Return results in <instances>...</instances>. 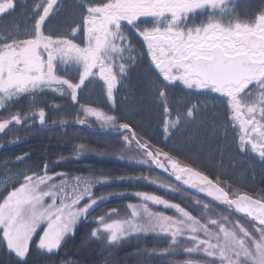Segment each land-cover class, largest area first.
Returning <instances> with one entry per match:
<instances>
[{
    "label": "snow or ice",
    "instance_id": "obj_1",
    "mask_svg": "<svg viewBox=\"0 0 264 264\" xmlns=\"http://www.w3.org/2000/svg\"><path fill=\"white\" fill-rule=\"evenodd\" d=\"M240 8V0H33L32 5L0 0V21L13 17L0 24V134L32 127L29 121L36 120L43 128L48 116L37 101L47 95L69 99L77 124L97 123L122 137L119 160L149 173L159 170L166 178L140 175L120 182H145L171 193L187 189L208 198L193 197L190 207L198 213L193 215L180 203L137 191L130 195L139 202L126 206L125 218L113 219L120 213L112 209L89 220L110 199L96 198L93 191L107 181L57 172L59 164L47 159L11 172L10 166L24 164L31 154L14 161L5 157L0 160V247L16 257L15 264H29L33 253L57 256L86 223L97 225L91 237L109 245L133 234L163 239L168 243L159 255H184L181 264H264V189L240 193L194 167L196 161L182 154L175 135L195 124L207 104L173 109L166 91L180 84L211 99L222 109L213 117V134L220 131L233 151L264 165V0L251 12L242 14ZM54 18L62 26H55ZM141 63L155 77L149 83L162 109L155 136H142L144 129L115 103L130 71ZM95 83L112 114L81 102ZM23 101L28 107L17 108ZM221 206L227 215L216 212Z\"/></svg>",
    "mask_w": 264,
    "mask_h": 264
},
{
    "label": "trees",
    "instance_id": "obj_2",
    "mask_svg": "<svg viewBox=\"0 0 264 264\" xmlns=\"http://www.w3.org/2000/svg\"><path fill=\"white\" fill-rule=\"evenodd\" d=\"M66 2L71 3L74 0H66ZM258 2L259 0L256 1V5ZM27 3L32 5L33 0H27ZM252 4L254 2L243 4L239 11L242 14L253 11L256 6ZM20 11L18 9L14 14L17 22L21 20ZM12 20L13 17H5L3 21H0V24ZM53 24L62 26L63 21L54 18ZM21 30H23V25H21ZM134 46L138 47V45ZM146 72V65L143 63L134 67L129 73L125 86L116 94L115 103L120 112L127 113L133 123L144 129V132L141 133L142 136L145 134L155 136L162 109L158 106V102L154 98V89L150 87L149 83L154 81L155 77L148 76ZM166 91L173 109L186 110V107L192 103L207 104V110L197 117L195 124H190L189 127L183 129L182 133L175 135V142L181 146L182 154L196 161L193 166L208 172L210 176L219 179L240 193L255 195L264 189V165L259 162L258 158L255 156L249 158L233 151L229 146V141L223 139L220 131L213 134V117L219 115L222 109L216 107L211 99L199 96L181 85L170 84ZM80 99L83 103H88L103 112L112 114L109 103L100 93L98 83L89 85L81 94ZM37 104L38 107L45 108L48 116L47 127H54V121L57 123L66 121L69 126L45 132L40 129L36 120L29 122L32 127L24 125L13 128L7 135L0 134V145H4L3 150L0 151V160L7 157L14 161L16 156L30 153V160L25 161L24 164H13L10 166V171L16 172L24 169L27 165L42 164L47 159L53 164H59L56 167L57 172H63L69 176H84L107 181L108 183L105 185L94 186V195L96 198L104 196L114 199L96 208L88 217L89 220L105 215L112 209H117L120 213L113 219L125 218L129 215L126 205L137 201L130 194L137 191L160 195L173 203H180L192 213L193 208L190 207V204L193 197L207 201L206 198L188 190L180 193L182 199L174 196L170 198L167 196L169 192L145 182L109 184L121 180L127 181L129 177L140 175L165 177L158 170L154 169L149 173L146 167L131 166L119 160L118 158L123 153V149L119 146L122 137L112 136L111 131L100 129L97 123H92L90 127L77 124L75 122L77 118L76 106L69 99L47 95L38 100ZM52 105L60 107L53 108ZM27 107L28 101H23L17 106V108ZM12 141H16V143L13 148H10L9 146L13 144ZM81 145L86 151L78 154L74 149ZM218 149L222 150V154ZM164 150H168V147H165ZM78 155L79 159H77ZM60 161H64V163H59ZM118 193H124L126 196L121 202L115 199V194ZM215 210L218 213L222 211L224 215L228 214V211L224 210L222 206ZM167 214L172 215V210H168ZM96 227V224L80 225L74 237L67 240L57 256L49 257L33 253L29 257V264H60L65 259L75 260L77 264H174L177 262L176 260L174 262L167 260L168 258L161 255L157 257L152 254L160 253L167 247L168 242L163 239L133 234L123 238L118 244L109 245L106 239L91 237V232ZM15 261L14 255L8 253L4 247H0V264H15Z\"/></svg>",
    "mask_w": 264,
    "mask_h": 264
},
{
    "label": "rangeland",
    "instance_id": "obj_3",
    "mask_svg": "<svg viewBox=\"0 0 264 264\" xmlns=\"http://www.w3.org/2000/svg\"><path fill=\"white\" fill-rule=\"evenodd\" d=\"M181 86H183V85H181ZM122 162H125V161H122ZM153 177H156V176H153ZM120 183H122V182H113V183H109V184H120ZM108 184V185H109ZM103 185H105V184H103ZM156 187V186H155ZM168 197H170V198H172L173 196L175 197V198H180V199H182L183 197L181 196V194L180 193H171V192H169V194L167 195ZM185 196V195H184ZM126 196H124L123 198H115V199H118V201L119 202H121V201H123L124 200V198H125ZM186 197H189V196H187L186 195ZM190 198V197H189ZM112 199H114V198H110L109 200H112ZM139 201L137 200L136 201V203H138ZM104 204V203H103ZM103 204H101V205H103ZM129 204V203H128ZM127 204V205H128ZM100 205V206H101ZM126 205V206H127ZM99 206V207H100ZM127 209V208H126ZM128 210V209H127ZM161 210H163V209H161ZM221 211V210H220ZM216 212L218 213V211L216 210ZM193 215H198V213H197V211L196 210H194L193 209ZM221 214H223L224 215V213L221 211L220 212ZM128 214H130V210L128 211ZM233 219L235 220V219H237L236 217H233ZM142 236H146V235H142ZM148 236H153V235H147L146 237H148ZM154 256H157V257H159L160 255H159V253H152ZM162 257H164V258H168L167 260H171L172 262H174L175 260L177 261V262H174V264H181V262H183L185 259H187V257L186 256H184V255H175V256H162ZM180 260V261H179Z\"/></svg>",
    "mask_w": 264,
    "mask_h": 264
},
{
    "label": "water",
    "instance_id": "obj_4",
    "mask_svg": "<svg viewBox=\"0 0 264 264\" xmlns=\"http://www.w3.org/2000/svg\"><path fill=\"white\" fill-rule=\"evenodd\" d=\"M30 122V121H29ZM39 123V122H38ZM69 126V125H68ZM66 126V127H68ZM61 127H57V126H54V127H47L46 124L43 128L40 127L41 130L45 131V132H52V131H55L56 129H60ZM111 135L112 136H115V137H118L117 135H115V133H112L111 132ZM159 171V170H158ZM160 172V171H159ZM162 174V173H161ZM187 190V189H186ZM188 191H191V190H188ZM193 192V191H191ZM195 193L196 195L200 196V197H203V198H206L203 194H199V193H196V192H193ZM208 199V198H206Z\"/></svg>",
    "mask_w": 264,
    "mask_h": 264
},
{
    "label": "flooded vegetation",
    "instance_id": "obj_5",
    "mask_svg": "<svg viewBox=\"0 0 264 264\" xmlns=\"http://www.w3.org/2000/svg\"><path fill=\"white\" fill-rule=\"evenodd\" d=\"M256 1L257 0H240V4H241V6L243 5V4H247V3H253L254 2V4H252L253 6H256ZM254 10V9H253ZM172 85H180V84H172ZM37 123H38V120H37ZM38 125H39V123H38ZM40 127V126H39ZM112 132V131H111ZM112 133H114V132H112ZM15 146V144H12V145H10L9 147L10 148H13ZM3 150V148H0V151H2ZM9 170H11V169H9ZM0 179H3V177L1 176L0 177Z\"/></svg>",
    "mask_w": 264,
    "mask_h": 264
}]
</instances>
